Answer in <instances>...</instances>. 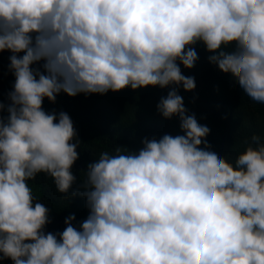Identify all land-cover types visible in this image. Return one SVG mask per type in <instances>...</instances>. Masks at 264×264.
Masks as SVG:
<instances>
[{
	"label": "clouds",
	"instance_id": "obj_1",
	"mask_svg": "<svg viewBox=\"0 0 264 264\" xmlns=\"http://www.w3.org/2000/svg\"><path fill=\"white\" fill-rule=\"evenodd\" d=\"M264 104V0H0V52L16 77L0 102V260L14 264H264V138L231 161L211 151L210 128L188 115L178 88L157 105L184 135L144 138L138 152H102L73 191L79 140L69 114L43 100L62 91L126 87L194 90L193 45ZM231 49V50H228ZM24 52L23 56L17 54ZM44 61V72L31 65ZM38 77V79H37ZM204 145V147H201ZM44 173L86 197L80 228L45 233L48 207L30 180Z\"/></svg>",
	"mask_w": 264,
	"mask_h": 264
},
{
	"label": "trees",
	"instance_id": "obj_2",
	"mask_svg": "<svg viewBox=\"0 0 264 264\" xmlns=\"http://www.w3.org/2000/svg\"><path fill=\"white\" fill-rule=\"evenodd\" d=\"M192 47L199 57L194 67L187 68L180 61L177 63L183 75L195 78L194 90H185L182 85L165 88L149 85L135 90L131 87L109 90L105 94L79 93L70 96L62 91L57 94L55 102L44 98L42 107L49 114H57L55 122L58 123L60 112H66L77 133L79 159L71 169L76 176L73 191L84 190L82 185L87 178L88 165L98 160L102 152L116 155L117 148L122 153L138 152L144 147V138L159 140L165 134H185L180 127L179 116L165 118L157 108L161 99L166 98L174 87L183 97L187 114H195L198 123L210 128L205 139L211 144V151L234 162L253 134L264 138V104L253 101L231 73L223 72L218 65L210 62L208 58L214 53L207 51L202 42ZM11 55L13 53L9 50L0 52V102L5 105L2 113L5 119L9 115L7 106L11 104L9 93L14 90L16 79L9 67ZM43 63L36 62L31 67L44 72ZM28 184L36 200L49 209L50 223L45 226V233L62 232L67 227L65 219L72 214L76 217L72 224L77 229L87 219L90 210L86 197L60 193L53 179L44 173L38 174ZM0 264L14 262L6 258L0 260Z\"/></svg>",
	"mask_w": 264,
	"mask_h": 264
}]
</instances>
